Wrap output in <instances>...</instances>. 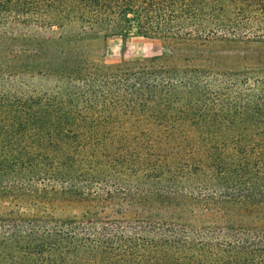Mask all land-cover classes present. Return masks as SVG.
<instances>
[{"label":"trees","instance_id":"1","mask_svg":"<svg viewBox=\"0 0 264 264\" xmlns=\"http://www.w3.org/2000/svg\"><path fill=\"white\" fill-rule=\"evenodd\" d=\"M134 30L264 43V0H0V200L35 210L0 215V264H264V62L90 51Z\"/></svg>","mask_w":264,"mask_h":264},{"label":"rangeland","instance_id":"2","mask_svg":"<svg viewBox=\"0 0 264 264\" xmlns=\"http://www.w3.org/2000/svg\"><path fill=\"white\" fill-rule=\"evenodd\" d=\"M90 51L99 57L102 62L106 63L113 69L133 70L139 67L142 62L157 56H172L166 64L176 66L180 57L204 54L212 62H220L225 69H240L245 63L252 61L254 63L264 62V43H235V42H217L206 47L201 52L194 49L185 48L177 53H172L163 42L158 38L146 37L138 34L135 30L127 36H109L102 42L92 45ZM89 55L90 52L86 51ZM22 63L36 64V61L22 60ZM197 63L203 64L202 60ZM4 63L0 62V65ZM5 66V65H3ZM71 67L72 64L70 63ZM90 206L80 199H71L65 203L59 204L54 209V213L59 217L82 216L90 210ZM22 212L32 214L35 210L29 206V200H18L10 202L0 200V215H10L12 213ZM260 222L264 223V206L260 208Z\"/></svg>","mask_w":264,"mask_h":264}]
</instances>
